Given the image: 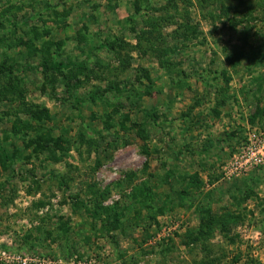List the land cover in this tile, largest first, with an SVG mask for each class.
Masks as SVG:
<instances>
[{
	"label": "rangeland",
	"instance_id": "374dc122",
	"mask_svg": "<svg viewBox=\"0 0 264 264\" xmlns=\"http://www.w3.org/2000/svg\"><path fill=\"white\" fill-rule=\"evenodd\" d=\"M0 264H264V0H0Z\"/></svg>",
	"mask_w": 264,
	"mask_h": 264
},
{
	"label": "built area",
	"instance_id": "2783aa9c",
	"mask_svg": "<svg viewBox=\"0 0 264 264\" xmlns=\"http://www.w3.org/2000/svg\"><path fill=\"white\" fill-rule=\"evenodd\" d=\"M256 138V135L252 134L249 136L248 140L250 141V144L252 145L251 147L248 148L249 152L253 154V151L257 149V145H255V141L253 139Z\"/></svg>",
	"mask_w": 264,
	"mask_h": 264
},
{
	"label": "trees",
	"instance_id": "16d2710c",
	"mask_svg": "<svg viewBox=\"0 0 264 264\" xmlns=\"http://www.w3.org/2000/svg\"><path fill=\"white\" fill-rule=\"evenodd\" d=\"M55 66V65H54Z\"/></svg>",
	"mask_w": 264,
	"mask_h": 264
}]
</instances>
